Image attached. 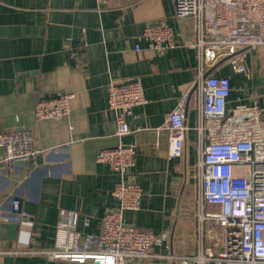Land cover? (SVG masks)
I'll return each mask as SVG.
<instances>
[{
    "label": "crops",
    "instance_id": "0c3cea01",
    "mask_svg": "<svg viewBox=\"0 0 264 264\" xmlns=\"http://www.w3.org/2000/svg\"><path fill=\"white\" fill-rule=\"evenodd\" d=\"M161 19L176 38L188 37L190 21L174 16L173 0H0V133L30 130L40 150L13 174L0 173V264H93L47 260L32 251L55 246L57 222L73 213L74 229L94 235L102 218L118 211L111 194L118 175L97 155L119 143L135 144L127 176L142 188L139 209L125 210L123 220L165 235L134 264H183L167 255L195 249V131L188 132L183 154L168 158L166 131L155 130L190 86L195 52L149 50L139 36ZM248 62L245 74L220 68L232 84L228 109L250 102L246 82L264 97L261 62ZM136 77L146 101L127 118L131 132L118 138L107 87ZM60 94L71 95L69 116L35 120L36 101ZM187 117L192 125L194 111ZM10 196L28 218L11 213Z\"/></svg>",
    "mask_w": 264,
    "mask_h": 264
},
{
    "label": "built area",
    "instance_id": "2783aa9c",
    "mask_svg": "<svg viewBox=\"0 0 264 264\" xmlns=\"http://www.w3.org/2000/svg\"><path fill=\"white\" fill-rule=\"evenodd\" d=\"M173 12L177 19L190 21L187 38H176L165 19L147 25L139 36L156 53L178 46L195 52L190 86L155 128L166 131L168 158L183 154L190 130L196 135L195 249L167 257L183 264H264V97L247 91L249 103L228 109L231 79L219 73L228 66L234 73L245 74L248 60L255 58L264 71V0H173ZM70 98V94H60L37 100L34 119L68 117ZM145 101L140 77L110 82L107 109L114 113L116 137L131 132L127 118L134 106ZM189 110L194 111L192 125ZM0 148V173L5 174L30 163L40 151L33 144L32 132L25 128L0 133ZM134 154L135 144L119 143L97 155V162L118 175L111 194L119 208L102 218L98 233L76 231L77 214L73 213L57 222L55 246L32 252L47 260L93 264H134L150 256L149 248L165 235L126 223L122 215L140 207L142 188L127 176ZM9 199L11 213L30 216L17 197Z\"/></svg>",
    "mask_w": 264,
    "mask_h": 264
},
{
    "label": "rangeland",
    "instance_id": "374dc122",
    "mask_svg": "<svg viewBox=\"0 0 264 264\" xmlns=\"http://www.w3.org/2000/svg\"><path fill=\"white\" fill-rule=\"evenodd\" d=\"M245 87L247 88L246 91H249V90L253 91L252 89L256 88L255 84L253 82H249V84H247V82H246L245 83ZM243 103L246 104V103H249V102L246 100V102L243 101Z\"/></svg>",
    "mask_w": 264,
    "mask_h": 264
}]
</instances>
